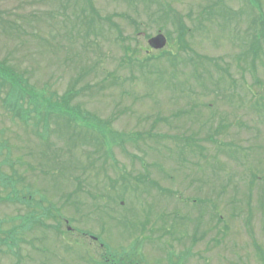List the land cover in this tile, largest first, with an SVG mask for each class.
Instances as JSON below:
<instances>
[{"label": "rangeland", "instance_id": "rangeland-1", "mask_svg": "<svg viewBox=\"0 0 264 264\" xmlns=\"http://www.w3.org/2000/svg\"><path fill=\"white\" fill-rule=\"evenodd\" d=\"M162 1L173 15L163 14L165 3L158 12L147 0H92L100 19L86 24L77 0H0V65L53 105L74 85L72 109L110 131L90 121L64 126L55 116L62 109H53L48 129L27 126L3 107L9 88L0 89V164L11 177L10 167L15 171L17 190L30 195L25 203L38 205L41 197L44 207L0 202V264H82L72 245L80 234H67L65 221L120 254L135 248L131 226L157 219L142 237H160L164 227L172 234L141 248L145 264H167L170 250L180 258L190 251L186 264H264V112L251 108L255 100L264 107V0H257L261 13L242 0H223L231 11L222 6L220 16L203 13L210 3L212 13L215 0ZM178 13L192 29L182 39L174 27ZM256 31L263 36L254 43ZM157 35L167 39L163 50L149 48ZM183 43L191 49L183 56L200 64H168L165 55H176ZM148 56L155 66L138 67L136 60ZM87 127L117 143L98 144ZM153 135L190 137L204 149L179 157L172 141ZM210 136L239 150L237 159L218 151ZM52 205L58 214H45ZM176 215L181 220L173 221ZM30 217L54 233L40 223L25 229ZM10 231L15 237L5 241ZM41 246L40 253L33 249Z\"/></svg>", "mask_w": 264, "mask_h": 264}, {"label": "trees", "instance_id": "trees-1", "mask_svg": "<svg viewBox=\"0 0 264 264\" xmlns=\"http://www.w3.org/2000/svg\"><path fill=\"white\" fill-rule=\"evenodd\" d=\"M245 2L247 4L248 7H253L256 8L257 10H259V6L257 3V0H242V2ZM148 3L152 4H156L157 7L159 9H157L158 12H161L162 9L160 7L162 2L161 0H147ZM76 5L79 6L80 8V16L82 18V20L88 24L89 22H94V20L100 19L99 15L97 14V10L94 8L93 2L92 0H77ZM210 5H207V7L204 8V12L208 15H219L220 10L222 9V3L221 0H215L213 1V5L214 8L212 10V13L210 10ZM225 8H227L226 6H224ZM228 11L230 12L231 10L229 8H227ZM166 13H163L164 15H169V13H174V10L170 7V5H166L165 8ZM0 16H1V11H0ZM220 16V15H219ZM259 18L261 19V22H264V15L261 13ZM174 20L177 22V24L174 25V27H177V29L179 30L178 32L180 33L179 35V39H182L187 31H192V29H190L188 26H186V24L183 23V19L181 17V15H177ZM1 24V21H0ZM4 24L6 26H10L9 22H5ZM261 31H256L255 34V39H254V43L260 40V37H262L261 35ZM119 41H122L121 38L118 37ZM125 47V46H124ZM191 51L189 44L187 43H183L182 45H180L178 47V51L176 53V55L173 52H169V54L167 53L165 55L166 57V61L168 62L169 65H172L173 67L175 65H178V59H180V61H182V63L184 64H191V65H195V64H200L198 60H196V58L192 57L191 55H187V56H183L182 53L185 52H189ZM128 52H133L131 51V49H129V47H125V52L124 53H128ZM197 56V54L195 55ZM181 57V58H180ZM159 58V57H158ZM200 56L197 57V59H199ZM130 60H133L132 58H129ZM138 67H154L155 63L151 64V62L153 61L152 57H147L145 60L142 61H138ZM158 61H160V59H158ZM211 62V61H209ZM151 64V65H150ZM220 70V68H219ZM148 71V70H147ZM196 72V71H195ZM149 74V71L147 72ZM83 76L84 74H80L79 78L75 81V84L80 83L83 80ZM160 79L162 78V75H159ZM74 85H72L71 89L73 88ZM8 87L9 91L7 93V96L9 100L5 99L3 102V107L14 113L13 117L14 118H19L25 125L30 126L32 125L30 123V119L32 117V115L34 114L36 116L37 121L33 124L34 127L35 125L38 124L39 121L43 122L44 124L49 126V115L52 112V109H62L60 112H62L59 115H55L56 118L60 121H62L64 126L67 127H71L74 123H77L78 121H90L91 123H93L94 125H96L97 127H104L105 130H107V126L103 125L100 123V121L92 116H90L89 114L86 113H81L78 109H72L70 103H71V98L73 97V94L75 93L73 90H69L67 93H65L64 96L58 98V100L54 103V105L50 102V101H46L44 94H36L34 93L33 90H31V88H29L26 84V81L23 80L21 78V76L19 74H17L15 72V70L11 67H9L6 64H2L0 65V89ZM87 89L89 90L90 87H87ZM16 97V101L15 103L12 102V98ZM29 107V108H28ZM251 108L256 109L259 112H264V107L262 104L258 103L256 100L252 103ZM14 112H13V111ZM89 128V127H87ZM214 134H218L217 129L214 131ZM41 138L43 137L41 133L38 134ZM160 139L166 140V141H172L175 145H176V149L177 151H175L176 154H178V156H182L184 157L185 154L192 156V157H198L201 152H203V147H199V144L194 141L191 138H187V137H181L179 138L178 136H170V135H163L160 136ZM124 140H120V144L121 142ZM207 141L209 142H213L218 151H220L221 153L225 154L227 157H229L230 159H237V155L240 153L239 150L234 149L233 146L231 144H227L224 142H221L220 140L214 138L213 136H210ZM169 149V152H173L174 150L170 149L169 147L167 148ZM2 153V149L0 150ZM139 160L142 162V159L139 158ZM7 165L1 162L0 164V187L1 189L7 190L11 187V190L13 191V193L16 194L17 192V185H16V177H15V171L13 170L12 167H10V172L13 175L12 177L9 176V174H6L3 172V167ZM86 170V169H85ZM114 170L118 171V167L116 168V166H114ZM116 171V172H117ZM123 177V180H127V176L126 175H121V179ZM147 179V177H144L145 181ZM138 182H142V180H138ZM10 190V189H9ZM11 191V193H12ZM94 200L95 197H92ZM180 201H182V197L179 198ZM187 204V202H185ZM28 207H33V206H37L38 208L42 209L43 206L40 205H31L28 204ZM147 211H145L144 213H146ZM143 213V212H142ZM165 218L164 217H159L160 222H163V225H165ZM173 221L175 220H181L180 215H176L175 217H172ZM30 221H33L35 223V219L31 218L29 219ZM128 222V221H127ZM124 223L122 225V227L129 229L128 227V223ZM220 222V221H219ZM157 223L158 225V219L156 220L155 224ZM183 223V222H182ZM180 223V224H182ZM139 225H136L137 228L135 227V224L133 226H131L133 229L135 228V231H139L141 230V232H145L146 228L148 225H151V227L155 226L154 222H150L149 220H144V222L138 223ZM200 225V223L198 224ZM140 226V227H139ZM139 227V228H138ZM131 228V230H132ZM130 231V230H129ZM162 234L160 237L158 238H162L165 234H172V232H170L169 230H167L165 227L164 229H161ZM157 232V230H153L152 231V235H154ZM3 233L2 231V227H0V236ZM4 234V233H3ZM183 236L187 237L188 233L187 231H182L181 233ZM6 239L5 241H8V239H12L15 237L13 232H9L7 234H5ZM196 237L193 238L194 241H192V247L196 246L198 244L199 240H195ZM0 241H3V238L0 237ZM160 242V241H158ZM16 244H12L9 245L10 248L16 247ZM129 253V252H128ZM127 253V254H128ZM15 254V253H13ZM123 254H126V252H123ZM131 259L135 260V254L131 253ZM129 255V256H130ZM192 256V254H190V251L188 254L185 253V258L182 257V259L187 260L188 256Z\"/></svg>", "mask_w": 264, "mask_h": 264}, {"label": "water", "instance_id": "water-1", "mask_svg": "<svg viewBox=\"0 0 264 264\" xmlns=\"http://www.w3.org/2000/svg\"><path fill=\"white\" fill-rule=\"evenodd\" d=\"M149 44L155 49H163L166 45V40L162 36H160L152 39Z\"/></svg>", "mask_w": 264, "mask_h": 264}, {"label": "flooded vegetation", "instance_id": "flooded-vegetation-1", "mask_svg": "<svg viewBox=\"0 0 264 264\" xmlns=\"http://www.w3.org/2000/svg\"><path fill=\"white\" fill-rule=\"evenodd\" d=\"M68 231H70V230L68 229ZM95 251H96V249H95ZM95 257H98V260L100 261V255L95 254Z\"/></svg>", "mask_w": 264, "mask_h": 264}]
</instances>
